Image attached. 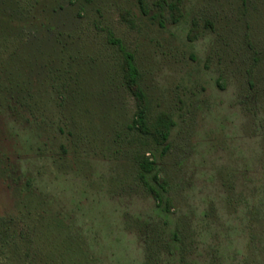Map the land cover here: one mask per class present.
Masks as SVG:
<instances>
[{"label":"rangeland","instance_id":"rangeland-1","mask_svg":"<svg viewBox=\"0 0 264 264\" xmlns=\"http://www.w3.org/2000/svg\"><path fill=\"white\" fill-rule=\"evenodd\" d=\"M0 264H264V0H0Z\"/></svg>","mask_w":264,"mask_h":264},{"label":"trees","instance_id":"trees-1","mask_svg":"<svg viewBox=\"0 0 264 264\" xmlns=\"http://www.w3.org/2000/svg\"><path fill=\"white\" fill-rule=\"evenodd\" d=\"M109 40L113 44H117L123 54L124 60H125V67L127 72V83L128 86L134 95L136 101H137V110L135 114V118L133 122L129 125V129H137L145 134H152L155 138V143L157 144V149L159 146H161V152L160 155H163L168 150V145L164 144L168 138L169 131L167 128H155L151 129L147 125L146 121V113L148 110V103H147V97L140 85L138 84V71L134 64V56L133 54L128 51L122 42L117 39L113 38L112 36L109 37ZM38 143L40 141H36V145L40 146ZM151 153L153 158V151H147ZM138 165H139V174L140 177L144 180V182L147 185V188L151 195L153 196L154 200L157 203V207H163L165 206L162 211L170 212L169 207V199H163V193L166 191L165 187V181L160 177L158 171L156 170V164L154 159H150L147 157L146 153L143 154L142 157H140ZM152 175V181L148 180V175ZM29 184V183H28ZM167 201V202H166ZM166 202V203H165ZM165 203V204H164Z\"/></svg>","mask_w":264,"mask_h":264}]
</instances>
